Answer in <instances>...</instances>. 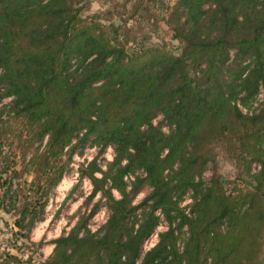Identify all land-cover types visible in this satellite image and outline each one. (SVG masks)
I'll return each mask as SVG.
<instances>
[{"label": "trees", "instance_id": "trees-1", "mask_svg": "<svg viewBox=\"0 0 264 264\" xmlns=\"http://www.w3.org/2000/svg\"><path fill=\"white\" fill-rule=\"evenodd\" d=\"M92 1L104 0H0V173L9 171L0 208L30 230L83 132L78 142L93 135L113 148L104 167L93 157L80 170L92 184L86 199L99 193L107 216L95 230L78 219L40 264H264V0H175L165 21L179 53L165 44L128 51L140 28L128 18H164L150 0H124L126 16L85 13ZM220 150L243 162L248 180L240 171L231 186L216 170L202 178ZM137 169L144 175L127 189L124 175ZM26 173L25 190L13 180ZM143 185L150 190L134 204ZM161 219L166 229L142 252ZM4 256L0 264L30 261Z\"/></svg>", "mask_w": 264, "mask_h": 264}, {"label": "rangeland", "instance_id": "rangeland-1", "mask_svg": "<svg viewBox=\"0 0 264 264\" xmlns=\"http://www.w3.org/2000/svg\"><path fill=\"white\" fill-rule=\"evenodd\" d=\"M174 1L175 0H150L153 9L160 17H164L162 20H159L156 25H151L144 19L136 21L134 18H128V24L134 25L139 23L138 27H140H134L136 28L134 32L136 37L129 38L126 44L128 51H135L141 45L165 44L169 49L177 53L180 52L177 39L172 37V30L169 27V22L165 21L168 17L170 6ZM123 2L124 0H117V5L113 6L114 0L111 2L105 0L102 2L92 1L88 7H86L85 13L92 14L98 10L113 8L119 12L124 10V15L126 16L131 11L130 8L132 3ZM140 12H142V9L139 10V13ZM116 20H118V18L113 17V15L110 17L107 16L105 23ZM262 98L263 92H260L249 102L250 108L257 106ZM242 108L247 110V107L242 106ZM154 123L159 124L164 131H168L169 129L160 115L154 119ZM82 135L83 132H80L78 136L71 139V145H75L74 151L70 158H66V155L63 158L64 160L66 159L65 171L58 184L49 191L42 219L37 220L30 230L26 227L19 228L13 225V217L8 216L9 214H6V212L2 210L3 214L0 215V259L4 258L5 253L9 252L17 255L22 260L26 261L30 259L28 264H40L42 260L52 252L54 246L53 239L61 233L70 230L78 219L85 220L86 225L92 230L97 229L105 221L107 208L104 199L100 198L101 196L99 193L92 198L86 199L91 191L92 184L86 174L81 175L80 170L84 168L85 163L93 157H97V160L100 161L104 167L105 161L113 157V148L107 146L101 149V145L93 138V135H88L84 142H78L79 136ZM14 161L19 166L20 159L16 157ZM242 163V161L239 162L229 158L223 150H220L215 159L210 162L203 171L202 178L208 179L213 170H216L221 175L232 180V183L229 184L231 186L238 182L236 181V175L240 171L243 179L248 180V174L242 170ZM11 165H13V162ZM2 167L3 164L0 161V171ZM257 167L258 165L252 163L251 170L254 171ZM8 173L9 171L0 173V178ZM31 175L32 174L26 173L22 177L15 178L13 181L22 184V179H30ZM135 175L143 176L144 172L142 169H137L134 172H129L124 175V179L127 181V189L131 188ZM27 187L28 185L24 184L21 186V188L25 190ZM149 190L150 188L148 185H143L133 197V203H139ZM113 192L115 196H121L118 191L113 190ZM32 195L35 194L32 192ZM191 203L192 197L189 191L182 195L180 205L188 210ZM94 205H96L95 209H93ZM166 227V221L161 219L152 233L146 238L147 247H142V252L157 241L158 233L166 229ZM155 234L156 238L154 237ZM261 260L264 263V236L261 249ZM11 263L18 264L17 260H13Z\"/></svg>", "mask_w": 264, "mask_h": 264}, {"label": "built area", "instance_id": "built-area-1", "mask_svg": "<svg viewBox=\"0 0 264 264\" xmlns=\"http://www.w3.org/2000/svg\"><path fill=\"white\" fill-rule=\"evenodd\" d=\"M158 213H159V212H158ZM153 234H154V233H153ZM154 237L156 238V234H155ZM146 243H147V240L145 239V240L143 241V243H142V247H143V248L147 247V244H146ZM151 243H152V242H151ZM143 248H142V249H143Z\"/></svg>", "mask_w": 264, "mask_h": 264}, {"label": "crops", "instance_id": "crops-1", "mask_svg": "<svg viewBox=\"0 0 264 264\" xmlns=\"http://www.w3.org/2000/svg\"><path fill=\"white\" fill-rule=\"evenodd\" d=\"M0 209H1V210H0V213H1V214H0V215H2V214H3V211H4V212H6V214H9L8 216H12L10 212L5 211L3 208H0ZM2 210H3V211H2ZM6 218H7V217H6ZM6 218H5V219H6Z\"/></svg>", "mask_w": 264, "mask_h": 264}]
</instances>
